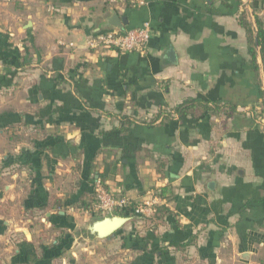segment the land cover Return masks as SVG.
<instances>
[{
  "label": "crops",
  "instance_id": "1",
  "mask_svg": "<svg viewBox=\"0 0 264 264\" xmlns=\"http://www.w3.org/2000/svg\"><path fill=\"white\" fill-rule=\"evenodd\" d=\"M111 11L150 26L144 55L87 46ZM241 16L255 35L264 0H0L3 264L76 233L109 169L128 220L86 231L127 255L114 264H264V65Z\"/></svg>",
  "mask_w": 264,
  "mask_h": 264
},
{
  "label": "built area",
  "instance_id": "2",
  "mask_svg": "<svg viewBox=\"0 0 264 264\" xmlns=\"http://www.w3.org/2000/svg\"><path fill=\"white\" fill-rule=\"evenodd\" d=\"M151 28L146 23L139 28L127 30L123 33L109 29L92 35L87 40L90 49H99L108 53H137L144 55L147 51L148 42L151 38ZM94 203L89 212L100 214H112L115 210L127 208L130 205L126 197L112 191L95 181L93 186ZM154 203H145L135 208L136 214H144L146 210H152Z\"/></svg>",
  "mask_w": 264,
  "mask_h": 264
},
{
  "label": "rangeland",
  "instance_id": "3",
  "mask_svg": "<svg viewBox=\"0 0 264 264\" xmlns=\"http://www.w3.org/2000/svg\"><path fill=\"white\" fill-rule=\"evenodd\" d=\"M0 103H1V100H0ZM1 173H2V168H0V178H1ZM16 212H17L16 209L12 210L13 214H15ZM87 215H88L87 219L80 220L81 226H80V229H78L76 233H72V234L69 233V235L67 234V236L70 237V239H72L70 246L67 244L69 249L66 250L65 248V252H62L60 256H57V257L55 256L54 258L50 259L49 262H54V264H101L103 262L110 264L112 262V264H114L113 263L114 259L120 258V256L123 258L127 256V255H124L123 253L117 252V249L111 247L110 245L107 246V245H104V244H101L99 242L92 240L88 236L87 231H86V227L91 222L100 220L104 217H113L114 213L102 215L100 213H95L91 211L87 213ZM16 218L20 220L17 217V215H16ZM41 228L43 229L42 226ZM5 232H7L6 233L7 234L6 237H7L9 235V232L7 231V229L6 230L3 229L0 235L5 234ZM18 232H19L18 234H15L14 241H15V238L22 239L21 231H18ZM45 232L46 230L43 231L44 239L47 242H49L50 240H53V234L56 232L50 231L52 235L51 234L47 235L45 234ZM12 251L13 250L11 251L9 250L7 253H5L4 245L2 244V241H0V264L6 263V260L9 259L8 255L9 254L11 255ZM12 255H14V253H12Z\"/></svg>",
  "mask_w": 264,
  "mask_h": 264
},
{
  "label": "trees",
  "instance_id": "4",
  "mask_svg": "<svg viewBox=\"0 0 264 264\" xmlns=\"http://www.w3.org/2000/svg\"><path fill=\"white\" fill-rule=\"evenodd\" d=\"M239 24L241 25V27L245 30V33L247 35V39H248V44H249V53H251V55L254 57L255 53H254V49H255V46H257L259 48V53H260V56H261V59H262V62H263V65H264V26L258 21L256 20V34L254 35L253 34V30L250 26V24L246 21L245 17L244 16H241L239 18ZM5 47V46H3ZM3 47L0 48V52L4 49ZM4 53H8L10 54L9 56V59L12 60V62H14L15 60H19V56H17V54H15L14 52L12 51H9L7 50V52H4ZM1 55V54H0ZM2 83H0V89L2 87L1 85ZM189 103V102H188ZM184 106H179L175 109V113L181 115L185 108H183ZM110 171L112 172L113 170L112 169H109V170H105V172L100 175V179L98 180L101 184H103L104 180L106 179V176H108L110 174ZM94 183H95V180L93 182V186H94ZM104 186V184H103ZM104 188L107 190V188L104 186ZM161 192L159 193V195H163V192L162 190H160ZM94 193V192H93ZM93 203H94V194H93V198L91 200V203L88 204V205H82V207H84L85 210H90L91 207L93 206ZM57 204V207L60 208V203L59 202H56ZM159 210H161L159 208ZM165 211V210H163ZM65 234H63L61 237H59L57 239V243L56 244H50L48 246H44L42 247V254H43V257L41 258H34V262L35 261H39L41 264H44L48 261H50V259L54 258L55 256H60L62 252H65V248H67V239H68V236H64ZM23 238V237H22ZM63 238L62 240V244L60 245V242L59 240ZM21 245L22 244H26L27 243L22 240L21 242ZM64 246V247H63ZM173 247H176L178 245H175V244H172ZM180 247V246H178ZM67 250V249H66ZM47 251H52L53 254H51L50 256H47L46 258H44V252H47ZM51 257V258H49Z\"/></svg>",
  "mask_w": 264,
  "mask_h": 264
},
{
  "label": "water",
  "instance_id": "5",
  "mask_svg": "<svg viewBox=\"0 0 264 264\" xmlns=\"http://www.w3.org/2000/svg\"><path fill=\"white\" fill-rule=\"evenodd\" d=\"M125 20L118 18L117 15L111 11L110 16L105 20L104 28L114 29L121 33L125 32L123 24ZM127 218L124 217H104L100 220L92 222L87 230L89 235L96 239H108L116 231H118L126 222ZM22 233L29 238V234L26 230H23Z\"/></svg>",
  "mask_w": 264,
  "mask_h": 264
}]
</instances>
